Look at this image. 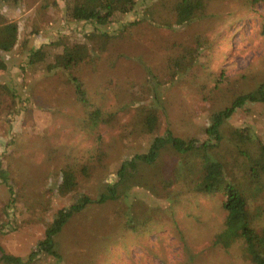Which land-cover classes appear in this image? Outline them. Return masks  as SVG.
<instances>
[{
	"label": "rangeland",
	"instance_id": "1",
	"mask_svg": "<svg viewBox=\"0 0 264 264\" xmlns=\"http://www.w3.org/2000/svg\"><path fill=\"white\" fill-rule=\"evenodd\" d=\"M176 1L165 0L164 6L159 0H139L133 11L100 28L111 37L106 49L71 69L86 84L94 109L109 114L98 126L89 121L66 72L48 65L63 52L55 43L84 42L100 29L72 21L65 0H21L15 9H3L18 23L20 37L3 57L7 70L0 71V168L9 172L16 191L15 205L5 212L11 194L0 179V247L5 253L27 257L59 209L83 195L97 199L108 183L117 182L120 164L144 153L167 129L178 137L205 140L209 116L229 106L230 98L222 101L228 89L253 87L246 76L264 78V4L209 0L196 19L179 25L168 11ZM43 46L48 60L29 65L30 50ZM189 47L199 48L196 64L182 77H171L170 60L184 49L192 51ZM150 74L157 78L164 105L155 134L143 130L141 117L157 86L148 82ZM247 127L264 142V103L238 110L223 133L229 137ZM67 154L71 167H85L90 176L79 175L76 192L62 195L58 188ZM177 159L175 152H162L155 164L141 167L142 184L130 196L74 214L56 237L59 257L43 255L35 264H250L240 245H214L224 220L219 198L187 193L181 195L186 205L165 210L164 202L139 190L144 176L182 177L174 170ZM240 171L227 170L242 182ZM158 191L166 197L165 190ZM128 220L136 228H129Z\"/></svg>",
	"mask_w": 264,
	"mask_h": 264
},
{
	"label": "trees",
	"instance_id": "2",
	"mask_svg": "<svg viewBox=\"0 0 264 264\" xmlns=\"http://www.w3.org/2000/svg\"><path fill=\"white\" fill-rule=\"evenodd\" d=\"M65 1L67 15L72 21L91 24L95 29H102L113 24L118 15L133 11L139 0ZM164 1L159 0L162 5L167 6L163 4ZM20 2L21 0H0V71L7 70L8 66L3 57L14 51L20 39L18 23L8 19L2 8L18 6ZM246 2L251 6L264 4V0H246ZM157 4L158 2L154 4V7ZM208 4L209 0H178L170 6L168 11L176 16L177 24L183 25L196 19L198 11L204 10ZM166 8L168 7L164 9ZM101 29L100 32L97 31L99 34L96 32L89 34L84 42L72 45L63 41L55 43L54 45L63 47V52L56 55L52 63L48 65L49 70L62 69L66 72L69 82L75 87L77 99L87 110L89 121L93 126L106 123L105 115L109 114L101 109H94L88 99L86 84L73 76L70 71L88 63L98 49L105 50L109 45L111 37L102 33ZM196 42L200 43L199 40ZM189 48L192 51L184 49L183 53L170 60L168 70L171 72V77L177 79L182 77L183 73L187 74L188 70L196 64L199 48ZM47 60L48 53L45 46L33 48L28 54V64L31 66ZM156 79L150 74L148 82L150 85L156 83L157 86L153 88L151 102L144 106L145 110L141 113L142 127L148 134L156 133L160 122L159 109L164 106L157 90L159 84ZM246 79L251 81L253 79V87L246 86V90L239 91L231 87L227 94L222 96L224 102L226 98H230L227 99L229 106L209 116L211 123L206 129L205 140L178 137L170 129H167L163 136H155L144 153L135 154L120 164L117 182L108 183L97 199L83 195L74 204L59 209L46 229L45 237L27 257L7 254L0 247V264H35L43 255L58 258L56 237L73 215L90 205L105 204L123 196H130L134 188L142 184L138 182L142 181L141 167L155 164L164 151L175 152L179 156L174 170L182 177L177 174L173 175V179L171 177L164 179L155 175L152 178L144 176L146 182L142 185L143 189L139 188V190L142 192L148 190L151 198L161 204L164 202L165 210L185 204V196L181 195L187 193L219 198L224 220L222 231L216 236L214 245L224 249L240 245L244 257L250 264H264V142L252 134L250 127L236 129L229 134V137H225L223 133L224 126L238 110L248 104L264 103V78L255 80L254 77L246 76L244 80ZM225 150L230 155H227ZM70 156L71 154L65 156L68 166L62 170V181L58 188V192L62 195L76 192L79 175L90 176L89 169L85 167H71L68 162ZM234 167L242 168L239 172L243 175L242 182L235 181L227 172V170L232 171ZM146 170H143V173ZM0 179L11 194L10 201L5 206L6 212L15 205L16 191L6 169L0 168ZM158 187L165 190L166 197L160 196L162 193L158 191ZM175 187L177 190H173ZM143 202L146 203V200ZM136 224L134 220H128L129 228H136Z\"/></svg>",
	"mask_w": 264,
	"mask_h": 264
},
{
	"label": "crops",
	"instance_id": "3",
	"mask_svg": "<svg viewBox=\"0 0 264 264\" xmlns=\"http://www.w3.org/2000/svg\"><path fill=\"white\" fill-rule=\"evenodd\" d=\"M17 6H11V8H13V9H15ZM7 8H9L8 6H6L5 8H2V11H3V9H7Z\"/></svg>",
	"mask_w": 264,
	"mask_h": 264
}]
</instances>
